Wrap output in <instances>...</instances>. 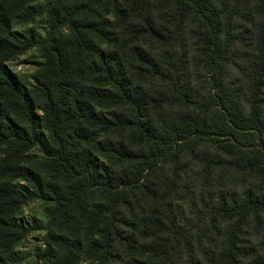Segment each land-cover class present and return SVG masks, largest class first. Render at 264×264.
<instances>
[{
    "label": "trees",
    "instance_id": "trees-1",
    "mask_svg": "<svg viewBox=\"0 0 264 264\" xmlns=\"http://www.w3.org/2000/svg\"><path fill=\"white\" fill-rule=\"evenodd\" d=\"M6 1L0 0V56L12 57L18 45L1 36L8 28L3 14ZM61 1L64 6L53 7ZM171 1L202 25L206 62L213 74V105L221 115L219 121L182 114L183 124L168 134L157 133L146 125L140 96L121 79L114 57L93 43L98 39L108 45L114 24L105 16L111 11L125 20L123 9H119L122 0H44L41 8L49 14L46 30L33 31L24 45H36L44 58L37 84L26 86L0 61V149L10 145L37 149L48 180L30 167H19L15 170L17 177L29 187L5 185L0 188V203H5V209L11 212L20 204L42 201L40 222L43 220L47 227L43 264H183L182 243L189 235L182 226L173 225L174 213L153 214L154 220H144L143 216L133 214L137 210L128 200L130 191L145 190L146 178L159 170L163 174L165 170L159 162H168L170 157L169 161L175 162L179 150L193 154L198 146L211 144L234 158L233 168L259 181L263 192L264 123L260 101L251 103L250 115L246 117L225 85L222 67L228 45L221 42L222 16L201 0ZM135 33L160 39V32L153 26L136 27ZM141 50L138 60L148 66V73H157L154 58ZM253 98L258 99L257 93ZM116 105L128 106L134 118L125 120L116 114L111 118L96 110L99 106ZM207 113L214 111L209 108ZM113 128L136 131L143 142L151 145V151L116 149L111 142L95 139V130L108 133ZM100 156L132 166L131 174L125 171L126 177L116 175ZM206 164L227 166L217 160ZM239 188L229 190L226 196L219 195V207L211 200L213 212L209 215L215 222L213 228L224 227L227 234L224 243L214 244L205 256L208 264H244L239 260L246 250L240 247L242 233L253 216L261 218L264 193L255 194L252 188L240 195ZM89 194H96L98 201L78 216L75 208ZM70 210H75V214H70ZM12 220L0 218V264H14L12 244L32 230ZM166 222L172 223L170 227L163 225ZM75 226L86 230L85 241L77 238L79 229L74 230ZM56 227L69 234L53 233ZM186 247L195 259L192 244ZM249 264H264V255H258Z\"/></svg>",
    "mask_w": 264,
    "mask_h": 264
},
{
    "label": "rangeland",
    "instance_id": "rangeland-1",
    "mask_svg": "<svg viewBox=\"0 0 264 264\" xmlns=\"http://www.w3.org/2000/svg\"><path fill=\"white\" fill-rule=\"evenodd\" d=\"M201 1L212 5L222 16L221 42L228 45L226 63L222 67L226 87L246 117L250 115L251 103L260 101L264 123V0ZM44 4V0H7L3 5L8 28L1 36L18 45L19 49L12 57L10 54L0 56V61L11 73L24 80L26 86L37 84L36 78L42 76V53L36 45H24L33 31L43 33L46 30L49 14L41 8ZM59 6H64V2L53 5L56 8ZM121 8L126 15L124 21L112 11L105 16L114 24L115 33L111 35L108 45L98 39H94L93 43L114 57L121 79L126 81V86L133 93L140 96L146 125L157 133L168 134L183 124L180 123L182 114L191 115L194 119L198 116L219 121L221 115L215 112L216 106L213 105V74L206 62L205 36L199 20L186 15L183 8L171 0H122ZM139 26L157 28L160 32L157 38L160 39L143 34L137 36L135 28ZM139 49L154 58L157 73L147 72L148 66L138 60ZM256 93L258 99L255 100L253 97H256ZM209 108L214 113H207ZM96 110L111 118L114 114L125 120L134 118V112L128 106H99ZM112 130L108 133L95 130L94 137L97 141L111 142L116 149L122 147L141 153L151 151V145L143 142L136 131L128 128ZM175 154L178 157L173 160L175 162L169 161L171 157L168 162H159L161 169L165 170L163 174L159 170L150 179L146 178L144 181L148 185L145 190L130 191L128 200L137 210L133 214L143 216L144 220H154L153 214L162 216L174 213L176 224L173 225L182 226L189 235L182 243V256L185 257L181 261L183 264H208L205 256L210 254L214 244L224 243L227 234L224 227L213 228L215 222L209 215L213 212L210 209L213 205L211 200L215 207H219V195L226 196L234 187H240L237 190L240 195L252 188L255 194L260 195L264 193V187L262 192L258 186L260 184H257L259 181L233 168L234 158L211 144L198 146L193 154L183 150ZM99 159L111 165L113 172L120 177L132 172V166L126 163L120 164L105 156ZM31 160L36 162L33 164ZM211 160L224 162L227 166L209 167L206 163ZM24 166L44 177L41 153L37 149L28 150L20 145L1 148L0 188L8 184L29 187L22 178L17 177L15 171ZM125 171L128 174H124ZM44 180L48 182L45 177ZM252 183L253 187L250 186ZM97 201L96 194L85 195L82 205L75 208L78 216L82 215L84 209H92ZM6 206L0 203V218L13 219L18 225L32 228L31 232L12 244L14 264H43L47 227L43 220L40 222L42 201L20 204L11 212L5 209ZM70 212L75 214V210ZM260 215L264 219V212ZM252 218L242 233L243 246L240 247L246 250H243L239 260L244 264L253 262L260 254L264 255V220L261 222V218ZM171 224L166 222L163 225L170 227ZM77 228L75 226L74 230ZM52 232L69 234L67 230L57 227ZM85 232L79 229L77 238L85 241ZM191 244L195 259L186 247Z\"/></svg>",
    "mask_w": 264,
    "mask_h": 264
}]
</instances>
